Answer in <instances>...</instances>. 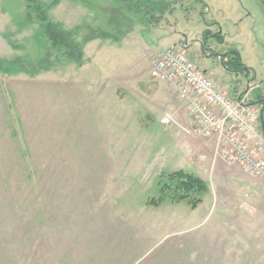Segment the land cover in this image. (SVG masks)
Segmentation results:
<instances>
[{
	"label": "rangeland",
	"instance_id": "rangeland-1",
	"mask_svg": "<svg viewBox=\"0 0 264 264\" xmlns=\"http://www.w3.org/2000/svg\"><path fill=\"white\" fill-rule=\"evenodd\" d=\"M40 1L53 21L78 31L80 38L90 29L109 28L118 8L115 0ZM170 1L176 27L195 40L207 22L221 26L227 45L209 37L205 48L216 65L221 67L218 55L238 50L264 80V0L263 5L262 0ZM261 12L263 27L259 21H235ZM99 40L90 51L103 61L95 65L88 57L81 68L65 66L46 52L25 2L0 0V58L5 59L0 61V228L3 220L31 218L35 205L42 208L40 218L44 209L57 217L58 208L71 217L76 206L69 232L93 239L131 229V218L160 217L150 204L160 197L156 173L171 174L184 161L171 149V127L150 122L130 96L122 104L101 99L110 85L97 66L104 72L112 66L105 65L107 43ZM254 41L262 42L261 50H252ZM260 85L249 84L246 102L262 111L255 96ZM194 128L191 124L186 133ZM166 213L173 217L175 211Z\"/></svg>",
	"mask_w": 264,
	"mask_h": 264
},
{
	"label": "crops",
	"instance_id": "crops-1",
	"mask_svg": "<svg viewBox=\"0 0 264 264\" xmlns=\"http://www.w3.org/2000/svg\"><path fill=\"white\" fill-rule=\"evenodd\" d=\"M262 12L258 18L252 14L242 18L241 14L235 21H259L263 27ZM111 13L109 28L90 29L92 33L84 38L77 36L78 31L64 29L95 65L103 60L90 51L93 42L100 39L107 43L104 62L112 66V71L104 72L101 65L97 66L100 78L106 86L110 85L109 93H101V99L111 97L110 100L122 104L128 95L148 114L150 122L158 120L163 125L162 120L170 117V124L163 126L171 127V149L184 161V167L174 172L182 170L198 176L205 182L207 191L195 208L187 200L167 199L156 206L160 217L131 218V229L121 233L116 230L114 235L94 239L69 232L70 219L77 220L76 206L71 217L61 214L58 208L57 217L54 212L51 217L44 209L40 218L42 208L35 205L31 218L3 220L0 264H264V174L255 177L248 170L227 163L221 156L216 136L186 133L193 122L178 91L167 83L155 81L149 72L161 53L177 46L194 62L199 61L202 66H198L229 96L242 95L247 100L249 84L263 81L257 77L255 64L242 53L249 70L236 74L225 68L222 55L217 56L221 67L212 61L213 55L205 50L208 43L204 33L216 34L221 26L202 25L204 33L200 40H195L188 30L176 27L173 12L167 13L157 25L125 12L119 5ZM3 41L7 42L6 38ZM257 42L258 45L253 42L252 50L262 49V42ZM227 43L225 37L222 46ZM247 104L252 105L249 100ZM166 175L169 173H156L158 186ZM172 210L173 217L166 213Z\"/></svg>",
	"mask_w": 264,
	"mask_h": 264
},
{
	"label": "built area",
	"instance_id": "built-area-1",
	"mask_svg": "<svg viewBox=\"0 0 264 264\" xmlns=\"http://www.w3.org/2000/svg\"><path fill=\"white\" fill-rule=\"evenodd\" d=\"M151 77L174 87L190 112L197 136H216L222 158L255 177L264 174L262 111L243 97H232L183 49L172 46L154 62ZM170 117L162 120L169 125Z\"/></svg>",
	"mask_w": 264,
	"mask_h": 264
},
{
	"label": "trees",
	"instance_id": "trees-1",
	"mask_svg": "<svg viewBox=\"0 0 264 264\" xmlns=\"http://www.w3.org/2000/svg\"><path fill=\"white\" fill-rule=\"evenodd\" d=\"M25 2L32 22L38 27V35L42 40L46 52L59 62L66 65H74L81 68L87 62L86 55L75 40L64 27L53 21L46 6L40 0H22ZM122 9L135 16L144 18L149 24L157 25L162 22L167 13L174 10L170 0H115ZM200 1V0H198ZM207 24H210L207 22ZM212 25V24H211ZM215 38L220 44L225 43V37L221 32L212 34L210 31L204 33V40ZM206 48V46H205ZM225 68L236 74L247 73L249 70L243 63L242 56L238 50H231L222 55ZM264 86V80L261 82ZM256 102L263 106L264 111V87L256 91ZM264 126V112L262 115ZM167 182H163L164 178ZM207 191V186L198 176L185 171H177L172 174L162 176L160 182V197L150 201V204L158 206L163 201L169 199L173 202L187 200L195 208L201 203L202 195Z\"/></svg>",
	"mask_w": 264,
	"mask_h": 264
}]
</instances>
